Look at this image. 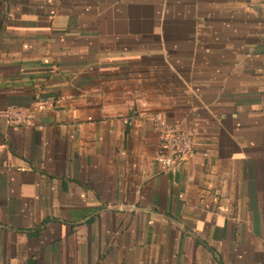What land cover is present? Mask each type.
I'll list each match as a JSON object with an SVG mask.
<instances>
[{
  "label": "crops",
  "instance_id": "0c3cea01",
  "mask_svg": "<svg viewBox=\"0 0 264 264\" xmlns=\"http://www.w3.org/2000/svg\"><path fill=\"white\" fill-rule=\"evenodd\" d=\"M0 264H264V0H0Z\"/></svg>",
  "mask_w": 264,
  "mask_h": 264
},
{
  "label": "built area",
  "instance_id": "2783aa9c",
  "mask_svg": "<svg viewBox=\"0 0 264 264\" xmlns=\"http://www.w3.org/2000/svg\"><path fill=\"white\" fill-rule=\"evenodd\" d=\"M46 104L47 101L41 100L39 94H36L33 107H7L2 113V118L9 126L30 125L35 119L36 109L43 108ZM133 119L139 123L150 124L157 135L159 145L155 161L162 172H168L195 154V128L182 129L171 124L164 114L158 112H138Z\"/></svg>",
  "mask_w": 264,
  "mask_h": 264
}]
</instances>
